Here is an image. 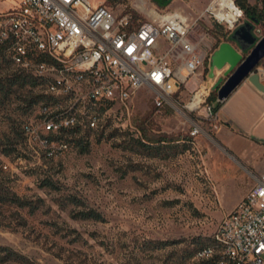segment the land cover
Segmentation results:
<instances>
[{"label": "rangeland", "instance_id": "obj_1", "mask_svg": "<svg viewBox=\"0 0 264 264\" xmlns=\"http://www.w3.org/2000/svg\"><path fill=\"white\" fill-rule=\"evenodd\" d=\"M89 1L93 6L104 3L117 12H132L149 20L151 10H176L194 18L210 0H170L163 7L153 0ZM12 2L1 3L0 10ZM246 2L261 6L259 0ZM244 20L245 16L241 23ZM254 34L263 36V26L255 24ZM229 35L212 18L200 17L190 40L203 57L201 74L181 83L162 106L155 105L147 89L124 104L112 105L102 115L98 130L87 133V152L71 147L47 158L38 146L31 147L27 141L24 145L20 124L36 105L25 107L20 93L30 89L33 95L37 88L25 86L1 103L0 143L27 153L3 157V168L14 177L11 184L19 197L40 198L43 203L36 202L40 206L32 212L14 206L2 208L0 245L36 264H199L188 254L209 241L224 216L252 187L253 176H259L256 167L248 172L233 160L217 135L215 118L206 119L202 106L196 110L187 107L203 83L210 86L206 102L214 106L217 95L212 87L226 68L209 76L210 57L223 42L237 47ZM256 72L263 75L264 58ZM194 125L200 132L191 135ZM140 137L191 142L183 153L161 158L148 156L139 148L135 140ZM46 176L58 191L39 186ZM67 195L97 210L105 220L72 218L71 212L82 207L69 204L60 208L58 200ZM156 240L168 244L157 248Z\"/></svg>", "mask_w": 264, "mask_h": 264}, {"label": "built area", "instance_id": "obj_2", "mask_svg": "<svg viewBox=\"0 0 264 264\" xmlns=\"http://www.w3.org/2000/svg\"><path fill=\"white\" fill-rule=\"evenodd\" d=\"M153 12L151 19L141 20L89 0H13L0 10V56L34 77L44 96L23 124L28 145L44 150L47 158L60 155L68 143L50 135L95 129L100 107L124 104L142 89L162 106L181 83L201 74L203 57L190 40L198 19L208 16L231 33L244 17L236 0H210L194 18L176 10ZM201 89L192 109L202 106L206 119L216 118L206 102L210 86L203 83L195 94ZM199 132L194 125L190 134ZM193 260L264 264V173L253 176L252 187Z\"/></svg>", "mask_w": 264, "mask_h": 264}, {"label": "trees", "instance_id": "obj_3", "mask_svg": "<svg viewBox=\"0 0 264 264\" xmlns=\"http://www.w3.org/2000/svg\"><path fill=\"white\" fill-rule=\"evenodd\" d=\"M158 6L163 7L170 2V0H153ZM237 4L243 9L245 17L252 20H257V22L263 26L264 28V0H259L261 6L258 8L256 5H248L246 0H236ZM11 70V71H10ZM37 80L31 75L19 72L9 61H6L4 58L0 56V104L4 103L6 100H9L10 96L17 92L18 89H22L25 86L30 88H37ZM38 89V88H37ZM20 95L23 96V101L26 102L25 107L35 106V109L32 108V114L23 120L20 124V133L22 139L24 141V145L26 142V138L23 134V124L32 119L34 112L36 111L39 103L44 100V96L41 92H37L36 94H31L30 89H23ZM213 102L209 99V102ZM46 102H50V99L46 98ZM213 109L216 112L222 102L214 99ZM35 104V105H34ZM112 106L111 103H106L102 107L98 109V113L100 115L97 127L95 129L88 128L86 126L80 128L75 127L72 129L65 130L58 135H50L49 137L53 140H63L68 143V147H78L81 152L88 151V137H86L87 133L91 131H97L99 126L100 119L102 115L107 111L108 108ZM30 111V112H31ZM102 129V128H101ZM100 129V130H101ZM136 144L141 148L148 156L151 157H161L167 158L170 156H175L177 154L183 153L184 151L189 149V144L191 142L190 139H183L180 142L178 139L171 138H161L157 141H151L149 139L144 138H136ZM11 154H16V156H27V153L22 149H18L14 147L12 144L8 143H0V211L4 207L14 206L19 209L27 208L30 212L36 210L40 204L43 203V200L40 198L35 199V201L24 199L19 197L12 188V182L14 177L10 174L9 171L4 169L3 157H8ZM45 157V156H44ZM39 186L42 188H48L50 190L58 191L60 188L55 184V182L49 178L48 176L41 179ZM36 202H40L36 203ZM58 206L60 208H64L66 205H73L75 207H82L81 210L71 212V216L74 219L81 220H92L97 222H103L105 219L103 215L95 209L89 208L85 206L77 197L74 195H67L66 197L58 200ZM156 247H162L167 242L156 240ZM208 243V242H207ZM205 243V244H207ZM199 246L195 249L194 252H190L188 257L193 260V257L196 251L202 247ZM199 264H207L203 261H196ZM0 264H36L29 257L25 256L22 253L12 249L9 246L0 245Z\"/></svg>", "mask_w": 264, "mask_h": 264}, {"label": "crops", "instance_id": "obj_4", "mask_svg": "<svg viewBox=\"0 0 264 264\" xmlns=\"http://www.w3.org/2000/svg\"><path fill=\"white\" fill-rule=\"evenodd\" d=\"M216 132L233 160L248 172L264 173V93L247 80L216 111ZM261 165V167H259Z\"/></svg>", "mask_w": 264, "mask_h": 264}, {"label": "water", "instance_id": "obj_5", "mask_svg": "<svg viewBox=\"0 0 264 264\" xmlns=\"http://www.w3.org/2000/svg\"><path fill=\"white\" fill-rule=\"evenodd\" d=\"M256 22L245 19L229 35V40L237 47L230 42H223L210 57L209 76L215 77L216 69L226 68L223 77L217 78L212 87L219 102L227 99L245 80L264 93V83L256 72L259 62L264 58V35L257 37L254 34Z\"/></svg>", "mask_w": 264, "mask_h": 264}, {"label": "bare ground", "instance_id": "obj_6", "mask_svg": "<svg viewBox=\"0 0 264 264\" xmlns=\"http://www.w3.org/2000/svg\"><path fill=\"white\" fill-rule=\"evenodd\" d=\"M151 13L154 14V12L152 10H151ZM260 79L262 82H264V73L262 76H260ZM202 93H203V89H201L198 93H196L194 95L193 100L188 103L187 107L192 108L193 106H195L200 101Z\"/></svg>", "mask_w": 264, "mask_h": 264}, {"label": "flooded vegetation", "instance_id": "obj_7", "mask_svg": "<svg viewBox=\"0 0 264 264\" xmlns=\"http://www.w3.org/2000/svg\"><path fill=\"white\" fill-rule=\"evenodd\" d=\"M159 1H161V0H159ZM244 16H245V15H244ZM245 19H248V18H247V17H245ZM255 24H259V23H258V22H256ZM255 24H254V25H255Z\"/></svg>", "mask_w": 264, "mask_h": 264}]
</instances>
